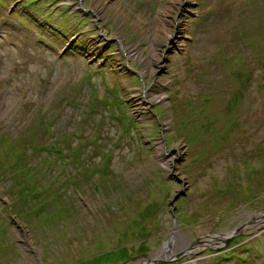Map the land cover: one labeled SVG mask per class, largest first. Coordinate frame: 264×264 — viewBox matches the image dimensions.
Returning <instances> with one entry per match:
<instances>
[{"label": "rangeland", "instance_id": "374dc122", "mask_svg": "<svg viewBox=\"0 0 264 264\" xmlns=\"http://www.w3.org/2000/svg\"><path fill=\"white\" fill-rule=\"evenodd\" d=\"M0 137V264H264V0H0Z\"/></svg>", "mask_w": 264, "mask_h": 264}, {"label": "water", "instance_id": "95a60500", "mask_svg": "<svg viewBox=\"0 0 264 264\" xmlns=\"http://www.w3.org/2000/svg\"><path fill=\"white\" fill-rule=\"evenodd\" d=\"M183 195H184V193H183ZM180 196H178L177 198H179ZM176 198V199H177ZM175 199V200H176ZM174 200V201H175ZM261 217L263 218L264 217V213H262L261 214ZM258 221H262V219H258ZM241 227H243V226H241ZM241 227H238L237 229H235L234 231H232V232H229V233H226V234H218V235H213V236H211V238L212 239H218V240H222L221 242H225V241H227V239H230V238H233L235 235H238L239 234V231H240V229H241ZM166 246V245H165ZM164 246V247H165ZM162 248V250L159 252V253H157L156 255H154V257L153 258H147L143 263H141V264H162V263H167V262H171L173 259H175V258H177V257H179V256H181V255H176L175 257H173V258H169L168 256H167V253H166V250L163 248V247H161Z\"/></svg>", "mask_w": 264, "mask_h": 264}, {"label": "bare ground", "instance_id": "6f19581e", "mask_svg": "<svg viewBox=\"0 0 264 264\" xmlns=\"http://www.w3.org/2000/svg\"><path fill=\"white\" fill-rule=\"evenodd\" d=\"M161 14H162V12H161ZM163 15V14H162ZM161 21H163V17L161 18ZM123 43V42H122ZM129 47V46H128ZM130 48V47H129ZM155 98H158V99H163V96H158V97H155Z\"/></svg>", "mask_w": 264, "mask_h": 264}, {"label": "trees", "instance_id": "16d2710c", "mask_svg": "<svg viewBox=\"0 0 264 264\" xmlns=\"http://www.w3.org/2000/svg\"><path fill=\"white\" fill-rule=\"evenodd\" d=\"M263 23V22H262ZM2 140V137H0V141ZM55 151H57L58 150V148H55L54 149ZM59 152H61L60 150H58ZM86 165V164H85ZM177 218H178V216H177Z\"/></svg>", "mask_w": 264, "mask_h": 264}]
</instances>
